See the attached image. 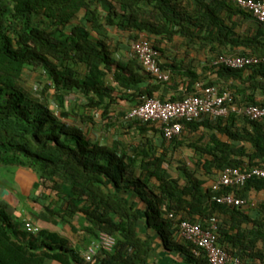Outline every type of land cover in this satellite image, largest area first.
Returning a JSON list of instances; mask_svg holds the SVG:
<instances>
[{
    "label": "trees",
    "instance_id": "trees-1",
    "mask_svg": "<svg viewBox=\"0 0 264 264\" xmlns=\"http://www.w3.org/2000/svg\"><path fill=\"white\" fill-rule=\"evenodd\" d=\"M175 37L196 52L207 49L215 59L226 55L263 62L232 70L214 66L211 58L205 71L214 79L186 69L156 82L131 54V43H150L157 64L167 70L160 64L161 46ZM26 72L46 79L42 93L52 91L60 117L26 87ZM210 86L229 93L228 105L264 110V29L230 0H0V169L30 170L36 176L38 193L30 198L29 215L39 228L27 233L24 222H15L2 204L0 264H150L157 238L165 251L208 264L181 238L179 226L190 222L208 229L211 219L223 251L244 264H264L256 250V242H264V222H253L248 234L243 230L250 238L245 236L249 241L240 246V229L238 242L228 238L234 227L225 218L248 221L242 206L214 202L211 186L205 189L183 162H178L177 178L168 173L170 152L184 145L212 179L229 167L264 168V118L202 117L182 123L181 134L170 141L159 124L126 119L147 99L177 102ZM73 94L82 99L80 109L67 111ZM97 113L106 130L118 126L108 120L124 119L121 139L107 143L91 136ZM200 128L228 142L214 135L210 146L186 143L185 133ZM249 190H264V181L224 192L245 199ZM100 233L115 245L110 252L99 248L86 263L83 254Z\"/></svg>",
    "mask_w": 264,
    "mask_h": 264
},
{
    "label": "built area",
    "instance_id": "built-area-1",
    "mask_svg": "<svg viewBox=\"0 0 264 264\" xmlns=\"http://www.w3.org/2000/svg\"><path fill=\"white\" fill-rule=\"evenodd\" d=\"M238 7L247 10L264 29V0H230ZM131 54L141 64L144 71L156 82H166L169 71L163 70L157 64V53L146 40H137L131 43ZM263 60L253 57H239L220 55L212 64L227 69L240 70L259 65ZM228 92H220L215 86L205 88L200 96L187 97L177 102H161L158 99H147L138 107L132 108L126 119L136 120L144 124H159L165 140L170 141L182 132V123H191L202 117L211 119L226 117L235 113L249 120L264 118V110L255 106L236 107L228 105ZM251 180L264 181V168H251L242 171L238 168H225L219 172L218 177L211 185L212 200L219 205L240 207L244 201L231 194H226L225 189H240ZM29 234H36L39 228L31 221L24 224ZM180 236L193 246V253L202 252L208 264H244L237 258L229 256L217 243L215 220H210V228L204 229L198 224L182 222L179 226ZM115 241L112 237L100 233L98 244H92L83 254L85 262H90L99 248L107 252L112 251Z\"/></svg>",
    "mask_w": 264,
    "mask_h": 264
},
{
    "label": "crops",
    "instance_id": "crops-1",
    "mask_svg": "<svg viewBox=\"0 0 264 264\" xmlns=\"http://www.w3.org/2000/svg\"><path fill=\"white\" fill-rule=\"evenodd\" d=\"M187 47L185 46V41L181 37H175L174 42L171 45H162L161 46V52H160V64L163 67L168 68L167 70L169 73L175 72L178 75H182L185 73L186 69H193L197 76L199 78H203L204 80L207 79H214L215 75L211 73L209 75L207 73L206 68H209V63L211 58L210 54H208V50H200L196 52V47ZM215 59V58H214ZM213 59V60H214ZM216 136L217 139H219L223 143H227L228 139L225 136H222L220 134H217L215 131L212 133L204 130L203 128H200L197 131L185 133V136L187 140L186 143H193L200 147H206L210 146V137ZM168 159V163H170V171L168 173L172 178H177V166H179L178 162L185 163L189 169L195 171V176L197 179L203 182V186L205 189L209 188L212 183L216 180V178L212 179L208 175H206L203 170L202 166L198 165L197 157L195 156V153L192 149L186 147L185 145L182 147H179L175 150H172L170 152ZM204 161V160H203ZM201 161V163H203ZM167 167V166H166ZM19 174V181L24 182L25 180L22 178V175L24 177L29 178L27 181V184H30V182L33 180L34 185L36 183V176L30 171V170H18ZM26 184V185H27ZM10 188L6 187L2 183H0V202L6 203L8 200H10V197L13 195V189L12 192L9 190ZM244 201V205H242L241 211L246 215L244 217L248 218V221H243L242 217L240 216H234L232 218L226 217L225 222L231 223L234 228L228 230V235H230L228 238H233V241H236V238L240 237L243 240L239 244L240 246H245V243H247L249 240H244V237L247 236L245 233L252 230L254 228L253 222H264V190H249L247 192V198L241 199ZM26 208H19L22 209L21 212L23 214H26L27 216L22 220L23 222L26 220L31 221L34 225L36 223L32 218H30L29 210L32 209L33 203L30 201V198L25 204ZM17 209V212L19 211ZM238 221L240 223H238ZM37 226V225H36ZM237 226H239L237 228ZM49 230H53L54 227L48 226ZM236 229H240L239 236L236 237L238 234V231ZM246 231V232H243ZM246 238H250V236H247ZM72 242L77 243L74 239H71ZM239 246V247H240ZM154 252L153 257L150 260V264H200L193 261L186 260L182 254L179 252H167L164 250L162 246V242L159 238L154 240ZM256 250L261 251L263 254L264 259V242L257 241L256 242ZM85 253V252H84ZM254 253H251V256H253ZM48 264H58L56 262H49Z\"/></svg>",
    "mask_w": 264,
    "mask_h": 264
},
{
    "label": "rangeland",
    "instance_id": "rangeland-1",
    "mask_svg": "<svg viewBox=\"0 0 264 264\" xmlns=\"http://www.w3.org/2000/svg\"><path fill=\"white\" fill-rule=\"evenodd\" d=\"M23 81L26 84V87L30 90V92L34 95V97H37L40 99V101H48V109L55 115V117H60L59 111L56 109V107L53 104L52 91H47L46 95L45 93H42L45 88V81L46 79L43 76H40L37 73H30L26 72L23 76ZM50 99V101H49ZM69 103L67 104V111L70 109H80V103L82 102V99L77 94H73L68 98ZM79 112V111H77ZM71 119V118H70ZM97 124V128H93L91 131V136L94 139H101V141H105L107 143H110V141H115L118 139H121L122 137L119 136V132L122 130L119 129V127L122 126V123L124 122V119L119 118L115 119V117L112 118V120H108L107 122L116 123L118 126L116 128H108L106 130V127H104V122L102 121V116L100 113H97L94 120ZM67 123H71L70 121H66ZM124 140L128 141V138H124ZM22 178L25 180L24 182L19 181V174L17 169L15 168H7V169H0V183L5 185L6 187L10 188L9 190L12 192L11 189H13V195L10 197V200H8L6 203H1L6 206V211L8 214L13 218V220L17 223L22 222V220L27 216L26 214H23L22 209L19 208H26L25 204L28 201L29 198L34 197L37 195L38 191L34 187L33 180L30 182V184H27V181L29 178L24 177L22 175ZM27 184V185H26ZM17 209L19 211L17 212ZM69 229V228H67ZM68 236L71 239H74L77 241L76 235H72L71 233H68ZM98 244V241L95 243ZM48 264V263H47Z\"/></svg>",
    "mask_w": 264,
    "mask_h": 264
},
{
    "label": "clouds",
    "instance_id": "clouds-1",
    "mask_svg": "<svg viewBox=\"0 0 264 264\" xmlns=\"http://www.w3.org/2000/svg\"><path fill=\"white\" fill-rule=\"evenodd\" d=\"M27 221H29V220H26V221H24V224H25V222H27ZM36 226V225H35ZM95 244V243H94ZM97 251V250H96Z\"/></svg>",
    "mask_w": 264,
    "mask_h": 264
}]
</instances>
